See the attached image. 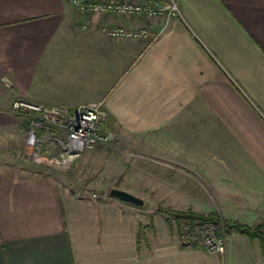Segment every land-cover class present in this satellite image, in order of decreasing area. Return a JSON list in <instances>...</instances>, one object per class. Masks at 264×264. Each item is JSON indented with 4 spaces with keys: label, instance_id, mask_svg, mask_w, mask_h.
Masks as SVG:
<instances>
[{
    "label": "crops",
    "instance_id": "obj_1",
    "mask_svg": "<svg viewBox=\"0 0 264 264\" xmlns=\"http://www.w3.org/2000/svg\"><path fill=\"white\" fill-rule=\"evenodd\" d=\"M176 2L177 16L128 19L85 16L71 0H0V129L17 133L16 100L103 101V131L138 141L156 183H187L170 189L181 210L204 213L195 200L209 195L224 219L264 224V0ZM103 25L154 39L115 41ZM134 207L2 164L0 264H264L258 241L236 233L223 254L155 230L140 239Z\"/></svg>",
    "mask_w": 264,
    "mask_h": 264
},
{
    "label": "rangeland",
    "instance_id": "obj_2",
    "mask_svg": "<svg viewBox=\"0 0 264 264\" xmlns=\"http://www.w3.org/2000/svg\"><path fill=\"white\" fill-rule=\"evenodd\" d=\"M171 1L176 2V0ZM12 104L13 102L11 106ZM22 116H19L17 133L0 129V165H13L21 175L50 176L56 180L61 190L98 201L108 198L112 189L128 192L143 201V205L134 207V210L137 212L136 219L140 227L145 230L144 235L145 232L150 234L155 230L157 237L163 238L168 233V237L179 244L190 242L199 246L198 242L205 226H211L214 227L216 237L220 238L224 245L226 234L222 230V225L206 223L191 227L187 222L182 221L179 227L173 222L170 230L167 216L157 208L160 206L174 210L186 209V201L172 199L170 189L177 186L185 188L187 183H156L154 166L157 162L153 158L145 157V152L138 149L139 144L136 143L138 141L127 137L126 140L132 142H122L118 136L108 134L110 139L107 143L84 150L69 164L58 166L50 162V159L59 156L65 133L58 126L46 124L40 113L25 115L24 118H21ZM32 122L40 124L33 128L35 146H31L28 140ZM104 127L101 132L107 134L103 131ZM39 158H42L41 162H38ZM147 162L149 165L145 166L144 163ZM208 196L195 200L198 210L204 213L214 211L220 219H224L216 205V200Z\"/></svg>",
    "mask_w": 264,
    "mask_h": 264
},
{
    "label": "built area",
    "instance_id": "obj_3",
    "mask_svg": "<svg viewBox=\"0 0 264 264\" xmlns=\"http://www.w3.org/2000/svg\"><path fill=\"white\" fill-rule=\"evenodd\" d=\"M71 4L79 13L85 16L111 13L125 18H170L180 14L178 2L171 0L163 4L157 2L154 4H138L129 1L71 0ZM101 30L115 41L154 39V36H151L146 28L127 29L123 26L103 25ZM11 111L14 114L28 116L40 113L46 124L58 126L65 133V140L62 142L59 156L50 159V162L58 166L69 164L82 151L93 149L99 144L107 143L110 139L108 134L101 132L107 120V115L103 111V101L82 104L74 110L56 107L45 110L44 107L38 104L16 100L11 106ZM38 126H40L39 123H31V130L28 135L31 146H35L33 128ZM41 159H37L38 162H41ZM198 244L209 254H222L224 252L223 241L216 237L214 227L211 226H205Z\"/></svg>",
    "mask_w": 264,
    "mask_h": 264
},
{
    "label": "trees",
    "instance_id": "obj_4",
    "mask_svg": "<svg viewBox=\"0 0 264 264\" xmlns=\"http://www.w3.org/2000/svg\"><path fill=\"white\" fill-rule=\"evenodd\" d=\"M158 211L162 212L167 216V224L172 230V223L179 227L180 223L187 222L189 226L193 227L196 224L212 223L214 225H222V230L225 234L236 233L246 237L249 241H258V245L262 256L264 257V224H258L255 226H248L237 221H231L226 219H220L216 212L209 213H195L191 210H174L171 208H157ZM144 228L139 229V238H144ZM194 243H190L193 245ZM187 245V244H184Z\"/></svg>",
    "mask_w": 264,
    "mask_h": 264
},
{
    "label": "water",
    "instance_id": "obj_5",
    "mask_svg": "<svg viewBox=\"0 0 264 264\" xmlns=\"http://www.w3.org/2000/svg\"><path fill=\"white\" fill-rule=\"evenodd\" d=\"M109 195L114 198H117L118 200L122 202L133 204L135 206L143 205V201L141 199H139L138 197H135L134 195L128 192L122 191V190L112 189L110 190Z\"/></svg>",
    "mask_w": 264,
    "mask_h": 264
}]
</instances>
